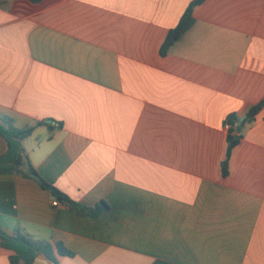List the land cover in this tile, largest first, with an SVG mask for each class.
I'll use <instances>...</instances> for the list:
<instances>
[{
    "label": "crops",
    "instance_id": "1",
    "mask_svg": "<svg viewBox=\"0 0 264 264\" xmlns=\"http://www.w3.org/2000/svg\"><path fill=\"white\" fill-rule=\"evenodd\" d=\"M191 1L0 0V113L61 124L24 141L30 162L102 206L1 173L6 233L61 243L57 264H264V106L222 174L227 117L264 101V0H204L162 55Z\"/></svg>",
    "mask_w": 264,
    "mask_h": 264
},
{
    "label": "trees",
    "instance_id": "2",
    "mask_svg": "<svg viewBox=\"0 0 264 264\" xmlns=\"http://www.w3.org/2000/svg\"><path fill=\"white\" fill-rule=\"evenodd\" d=\"M31 1L38 3L39 0ZM203 1L204 0H192L189 3L177 26L174 29H171L168 32L167 37H165L160 51L162 55H164L167 48L189 28L193 21L191 16L193 8L196 5H200ZM262 106H264V101L249 109L246 112L245 118L240 126H238L239 120L234 114L227 117L226 123L230 124L231 128L227 132L229 145L222 166L223 176H227L228 174V157L229 154H231L233 147L237 145L241 139L240 132H242L245 125L253 123L255 115L259 109L262 108ZM13 122V119L8 117V115L0 113V137H2L6 142V149L0 155V174L6 172L29 177L40 184L43 188L50 191L53 198L72 208L74 211L83 215L89 214L98 216L101 212L102 206H81L74 202V200L70 199L67 195L63 194V192L58 190L56 187L47 183L34 170L35 168L31 164L29 156L23 147L24 141L33 134L37 127L44 125L52 131L53 129L61 128V124H59L58 127H54L48 122H37L32 125L29 124L18 128L13 124ZM0 246L3 247V249L13 252L8 259L9 264H32L39 256H44L52 264H57L58 257L74 256L72 251L66 249L59 242L52 246L48 241L33 239L19 229H16L10 235L0 227Z\"/></svg>",
    "mask_w": 264,
    "mask_h": 264
},
{
    "label": "built area",
    "instance_id": "3",
    "mask_svg": "<svg viewBox=\"0 0 264 264\" xmlns=\"http://www.w3.org/2000/svg\"><path fill=\"white\" fill-rule=\"evenodd\" d=\"M225 127H226L227 130H229L231 128V125L228 124V123H226L225 124ZM52 204H53V206H58L59 205V202L58 201H53Z\"/></svg>",
    "mask_w": 264,
    "mask_h": 264
},
{
    "label": "water",
    "instance_id": "4",
    "mask_svg": "<svg viewBox=\"0 0 264 264\" xmlns=\"http://www.w3.org/2000/svg\"><path fill=\"white\" fill-rule=\"evenodd\" d=\"M244 118H245V117L243 116V117L239 120V122H238V126L241 125V123H242V121L244 120ZM47 122H48V123H51V124H55L54 121H51V120H48Z\"/></svg>",
    "mask_w": 264,
    "mask_h": 264
}]
</instances>
